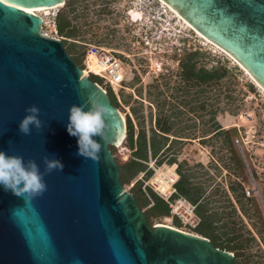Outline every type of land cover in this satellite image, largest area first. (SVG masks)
I'll list each match as a JSON object with an SVG mask.
<instances>
[{"label": "water", "instance_id": "obj_1", "mask_svg": "<svg viewBox=\"0 0 264 264\" xmlns=\"http://www.w3.org/2000/svg\"><path fill=\"white\" fill-rule=\"evenodd\" d=\"M5 1L30 7L61 0ZM162 1L264 88V0ZM39 22L0 5V151L34 160L41 172L44 156L57 159L63 170L46 174L47 190L30 203L0 185V264H234L205 238L147 227L106 149L124 135L121 118ZM92 94L112 110L108 141L93 137L102 144L99 162L78 155V138L67 131L70 107ZM32 105L43 128L23 135L18 125Z\"/></svg>", "mask_w": 264, "mask_h": 264}, {"label": "trees", "instance_id": "obj_2", "mask_svg": "<svg viewBox=\"0 0 264 264\" xmlns=\"http://www.w3.org/2000/svg\"><path fill=\"white\" fill-rule=\"evenodd\" d=\"M107 5L103 4L98 13H107ZM85 10L83 6L80 12ZM76 11V0H65L56 10L52 23L64 52L77 68L82 69L84 45L76 38L87 31L82 30L87 23H76L79 19ZM185 41L182 39L181 43ZM203 58L205 53L199 48L183 47L177 58L175 74L161 75L160 82L149 86L147 95L154 114L148 113L147 130L140 114L142 102L132 100L130 95L120 94V103L124 106L130 102L136 103L128 106V113L121 111L124 113L123 145L128 150V156L121 161L111 144H106V149L117 168L119 185L122 188L130 186L127 192L141 211L149 229L159 224L160 220L170 218V215L167 204L147 185H143L153 173L147 167V162L153 161L155 167L163 163L174 164L177 179L173 188L177 195L195 204V214L199 220L190 232L207 239L212 247L230 253L234 264H264V251L258 249L257 252H250L254 241L264 247V223L255 200L245 196L247 176L232 139L235 128H223L215 120L217 114H236V98L232 86L237 84L239 72L235 67H228L224 59H216L206 68ZM172 77H175L173 81L170 80ZM87 79L100 85V80L92 74ZM105 93L109 104L113 108H120L112 91L106 88ZM184 114L190 117L189 124L181 120ZM196 117L201 119L202 125L201 135L197 137L190 134L195 129ZM192 140H197L198 144L217 143L218 150L225 151L224 155L210 163L217 171L224 170L223 183L214 182L205 171L198 174L196 170L203 169L200 163L189 164L184 159L178 160L179 149L175 151L172 148L191 143ZM252 176L255 177L253 172ZM234 205L246 218L254 217L259 221L255 236L241 232L235 220ZM170 222L173 228L181 227L174 217L170 218Z\"/></svg>", "mask_w": 264, "mask_h": 264}, {"label": "rangeland", "instance_id": "obj_3", "mask_svg": "<svg viewBox=\"0 0 264 264\" xmlns=\"http://www.w3.org/2000/svg\"><path fill=\"white\" fill-rule=\"evenodd\" d=\"M130 2H136V0H76V13L79 14V19L76 20V23L79 24L85 21L87 23L86 25L89 26L88 28L87 26L82 28V30L87 31L82 36L76 38V40H79L81 42L80 44L84 45V50L87 44H94L111 49L116 52L117 56L125 64L127 79L123 83V88L119 89L120 91L118 90L116 93L112 92L120 105V108L114 109L123 120V128L124 113H128V106L136 105V103L130 102L128 106H124L120 103V94L122 96L130 95L132 100L137 99L142 102L140 114L144 118V127L147 130L149 125L148 113L151 112V114H154L152 103L147 95L150 89L149 86L160 82L161 80L159 78L161 75L175 74L177 58L183 47L188 48L189 46L191 49L199 48L204 52L205 59L203 58L202 62L205 63L206 68L210 67L216 59L226 60L228 67H235L239 72L237 74L239 80L237 84L232 86L233 95L236 98L237 111L233 116L227 113L217 114L215 120L223 128H235V134L232 136L233 143L239 157L240 150L248 169L244 166V171L247 176V184L244 185L245 196L252 197L255 200L261 221L264 223V88L252 76H249L250 74H247L245 69L235 59L227 55L225 51L221 52L222 49H218L219 47L217 46V48L213 43L204 44L202 39L192 29H186L182 26L181 22L172 17L173 14L169 10H165L163 5L161 6L159 3L157 6L164 17V21H167L168 29L180 30V36L185 38L186 41L183 43L179 42L175 34L174 37H170L162 43L159 51L151 54L149 58L141 57L138 50L132 48L129 43V31L132 30V27L129 25L128 16L125 11ZM105 3H108L107 13L99 14L98 10ZM61 6L59 5L36 14L41 19L38 28L43 36L50 39L54 37L51 23L56 10ZM83 6L86 7V10L80 12ZM133 12L135 10L129 12L130 17ZM158 65L160 66L159 69L157 67ZM174 78L172 77L170 80L173 81ZM96 86L107 98L105 93L106 88L101 82L100 85ZM249 86H251L252 91L249 89ZM122 110L124 113L121 112ZM189 118L187 114H184L181 120L189 124L191 122L188 120ZM200 120L198 117L195 118V129L190 133L195 137L201 135L202 125ZM123 138L124 135L120 144L117 146L111 143L116 150L115 154L121 161L126 160L128 156V150L123 145ZM177 149H179L177 151L178 160L184 159L189 164L200 163L203 169H197L198 174H202L205 171L207 176L212 178L214 182L223 183V178L225 179L224 170L220 169L217 171L210 165L212 160H216L225 154V151L218 150L217 143L198 144L197 140H192L191 143H184L181 146L177 145L172 148L175 151ZM162 166L167 165L163 163L155 167L153 161L148 160L147 162V167L153 171L152 175ZM252 172L255 177L252 176ZM148 180L143 185H147ZM129 187H123L121 191L126 193ZM216 204L211 203V205ZM234 206L235 220L237 226L241 228V232L244 235L248 232L250 235L255 236L259 221H256L254 217L246 218L239 211L238 207L236 205ZM159 224L171 225V222L168 218L160 220ZM178 230L186 232L189 235H195L182 227L178 228ZM258 249L264 251V247L257 241H254L251 244L250 252H257Z\"/></svg>", "mask_w": 264, "mask_h": 264}, {"label": "built area", "instance_id": "obj_4", "mask_svg": "<svg viewBox=\"0 0 264 264\" xmlns=\"http://www.w3.org/2000/svg\"><path fill=\"white\" fill-rule=\"evenodd\" d=\"M157 5L158 3L153 0H136V2H130L125 11L128 16L129 25L132 27V30L129 31V43L144 58H149L151 54L159 51L161 44L170 37H174L175 34L179 42L185 39L180 36V30L168 29V26H166L167 21H164V17ZM131 10L138 11L141 14L140 18L131 19L129 15ZM51 26L52 33L54 34V37L51 39L59 41V38L55 34L53 23H51ZM90 64L94 67V71L91 70ZM157 67L158 69L160 68L159 65ZM80 71L84 73V77H87L89 74L96 76L101 84L113 93L122 89L123 83L127 79L125 64L117 56L116 52L94 44L86 45L82 59V69ZM166 167L172 169L175 178L169 183L166 191L162 192L157 188L153 180L155 179L156 172ZM157 171L149 178L147 186L167 204L170 218L174 217L183 229L187 231L193 230L199 222L195 214V204L189 203L186 199L176 194L173 188V184L177 179L175 165L162 166Z\"/></svg>", "mask_w": 264, "mask_h": 264}, {"label": "clouds", "instance_id": "obj_5", "mask_svg": "<svg viewBox=\"0 0 264 264\" xmlns=\"http://www.w3.org/2000/svg\"><path fill=\"white\" fill-rule=\"evenodd\" d=\"M111 111L110 107L95 98V94L90 95L84 104L70 107L67 131L69 135L78 138V155L99 162L102 144L93 137L99 136L105 143L108 141L107 119L111 116ZM26 112L28 114L20 121L18 131L23 135H31L33 128L37 131L43 128V122L39 118L40 109L36 105L28 107ZM43 162L45 168L41 172L34 160L29 159L25 163L21 156L0 151V185L30 203L47 190L44 176L54 170H63V164L57 159L44 156Z\"/></svg>", "mask_w": 264, "mask_h": 264}, {"label": "bare ground", "instance_id": "obj_6", "mask_svg": "<svg viewBox=\"0 0 264 264\" xmlns=\"http://www.w3.org/2000/svg\"><path fill=\"white\" fill-rule=\"evenodd\" d=\"M159 2H160L161 5H163L165 10H169L173 14L172 17L178 19L179 22H181L182 26H184L186 29L187 28L188 29H192L202 39L204 44L211 43L206 38H204L198 31H196L190 24H188L181 16H179L172 8H170L164 1L159 0ZM0 5L8 8L10 10H14V11H17V12H21V13H24V14L35 16L40 21L39 24H38V25H40L41 19L39 17H37L36 14L40 13V12H43V11H46V10L51 9V8L57 7L59 5H62V0L60 2H55V3L47 5V6H30V7H20V6L14 5V4H10V3L6 2L5 0H0ZM139 14L140 13L138 11L133 12L131 14V19L135 20V19L140 18L141 14L140 15ZM218 49H220V48H218ZM221 52H224V51L221 50ZM227 55H229V54H227ZM90 68L93 71L95 70L94 67L91 64H90ZM81 74L84 76V73H81ZM247 74H249V73L247 72ZM249 76H251V75H249ZM121 120H122V118H121ZM122 123H123V120H122ZM120 142H119V144H120ZM154 177H155V179L153 181L155 182V185L157 186V188L160 191L163 192V191H166L167 187L169 186V183L175 178V175L172 173V169L171 168L166 167V168L162 169L161 171H157ZM157 225L171 227L170 225H166V224H157ZM171 228H173V227H171ZM173 229H176V228H173ZM176 230H178V229H176Z\"/></svg>", "mask_w": 264, "mask_h": 264}, {"label": "flooded vegetation", "instance_id": "obj_7", "mask_svg": "<svg viewBox=\"0 0 264 264\" xmlns=\"http://www.w3.org/2000/svg\"><path fill=\"white\" fill-rule=\"evenodd\" d=\"M153 1H156L157 3H159L160 4V2H159V0H153ZM162 6V5H161ZM164 11V10H163Z\"/></svg>", "mask_w": 264, "mask_h": 264}]
</instances>
